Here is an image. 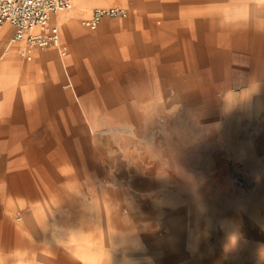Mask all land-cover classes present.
Here are the masks:
<instances>
[{
    "label": "rangeland",
    "instance_id": "1",
    "mask_svg": "<svg viewBox=\"0 0 264 264\" xmlns=\"http://www.w3.org/2000/svg\"><path fill=\"white\" fill-rule=\"evenodd\" d=\"M113 1L72 0L50 20L60 36L50 46L65 57L69 18L90 10L78 23L91 29L93 9ZM120 7L124 15L105 18L125 17ZM23 46L8 54L28 60ZM191 55L109 85L94 78L84 116L67 118L66 149L43 151L44 195L4 207L0 264H264V61Z\"/></svg>",
    "mask_w": 264,
    "mask_h": 264
},
{
    "label": "crops",
    "instance_id": "2",
    "mask_svg": "<svg viewBox=\"0 0 264 264\" xmlns=\"http://www.w3.org/2000/svg\"><path fill=\"white\" fill-rule=\"evenodd\" d=\"M74 1L88 7L105 0ZM112 4L124 7L127 15L103 18L94 30L78 23L90 10L69 18L65 57L56 46L33 50L29 60L19 53L8 54L11 49L2 55L0 226L10 218L5 206L12 212L17 198L44 195L37 192V180L46 173L40 165L49 159L43 151L66 149L67 118L84 116L82 101L94 91L95 77H103L102 83L109 85L117 76H132L131 70L162 69L164 61L177 62L188 53L189 61L203 56L208 63L216 54L224 55L225 61L230 54L243 53L244 62L251 56V68H256V59L263 68L264 0H114ZM6 27L10 40L13 28ZM247 63L242 67L250 68ZM260 77L264 85V75Z\"/></svg>",
    "mask_w": 264,
    "mask_h": 264
},
{
    "label": "built area",
    "instance_id": "3",
    "mask_svg": "<svg viewBox=\"0 0 264 264\" xmlns=\"http://www.w3.org/2000/svg\"><path fill=\"white\" fill-rule=\"evenodd\" d=\"M72 7V0H0V26L10 24L13 33L12 42L23 41L20 52L31 58L34 48L57 45L60 36L57 26L50 25L52 15ZM119 5L95 7L86 21L95 28L105 16L124 15ZM64 53V50L61 51Z\"/></svg>",
    "mask_w": 264,
    "mask_h": 264
},
{
    "label": "bare ground",
    "instance_id": "4",
    "mask_svg": "<svg viewBox=\"0 0 264 264\" xmlns=\"http://www.w3.org/2000/svg\"><path fill=\"white\" fill-rule=\"evenodd\" d=\"M110 2V0H105L104 2L103 1H100L99 4H108ZM108 6H113L112 5H108ZM98 7H107V6H98ZM53 17H51V19L55 18L54 15H52ZM105 18V17H104ZM7 24H4L2 26H0V39H3L4 36H5V33L7 32ZM6 28V29H5ZM88 28V27H87ZM2 44H0V49L2 47V52L0 53V60L2 59V55H4L5 53L8 52V50L10 49L9 47H11V44H12V41L11 40H3V42H1ZM60 48V47H59ZM36 49V48H35ZM33 49V50H35ZM61 54H64L61 52ZM32 57V56H31ZM29 60V59H28ZM1 63V61H0ZM0 69H1V64H0ZM100 243H105L104 241L102 240H99V241H95L94 244L95 246L97 247ZM140 243H141V240L140 239H136L135 242H134V245H139L140 246ZM81 251H85V252H82V254L86 257L90 252L92 253L91 256H98L99 257V260L102 262V261H105L107 258L105 257L104 254V251L101 250L98 252V254L96 252H93L91 249H81ZM88 251V252H86ZM90 251V252H89ZM171 252H174L173 249H171ZM89 257V256H88Z\"/></svg>",
    "mask_w": 264,
    "mask_h": 264
},
{
    "label": "clouds",
    "instance_id": "5",
    "mask_svg": "<svg viewBox=\"0 0 264 264\" xmlns=\"http://www.w3.org/2000/svg\"><path fill=\"white\" fill-rule=\"evenodd\" d=\"M235 243H236V238L235 237H232L231 238V244L235 245Z\"/></svg>",
    "mask_w": 264,
    "mask_h": 264
}]
</instances>
